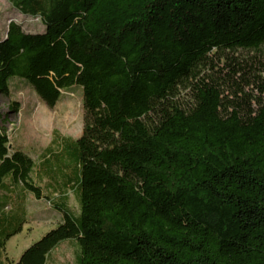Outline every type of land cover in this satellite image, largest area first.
Instances as JSON below:
<instances>
[{
    "label": "trees",
    "instance_id": "trees-1",
    "mask_svg": "<svg viewBox=\"0 0 264 264\" xmlns=\"http://www.w3.org/2000/svg\"><path fill=\"white\" fill-rule=\"evenodd\" d=\"M8 1L44 29L9 23L0 97L81 89L82 129L35 165L0 120V263L32 197L61 220L8 264H264V0Z\"/></svg>",
    "mask_w": 264,
    "mask_h": 264
},
{
    "label": "rangeland",
    "instance_id": "rangeland-1",
    "mask_svg": "<svg viewBox=\"0 0 264 264\" xmlns=\"http://www.w3.org/2000/svg\"><path fill=\"white\" fill-rule=\"evenodd\" d=\"M10 22L19 24L27 33H41L44 29L39 18L25 16L8 0H0V40L5 37ZM10 101L20 103L17 114L9 111ZM81 102L82 91L76 89L72 93H64L56 106L49 109L29 84L20 78H12L10 96L0 97V120L6 117L4 125L10 140V149L27 153L36 165L42 159L41 153L48 146L52 150L55 149L53 140L56 142L58 139L55 138L54 131L65 139H77L82 129ZM48 152L46 151V154ZM69 206L77 213V204L71 195ZM53 212L45 201H36L29 197L27 207L29 221L23 226L20 234L6 243L0 264L16 262L25 249L54 228L58 218ZM13 214L19 215L20 211L14 210ZM36 215H42V220L32 218ZM78 251L76 244L64 242L51 252L48 264H77Z\"/></svg>",
    "mask_w": 264,
    "mask_h": 264
},
{
    "label": "crops",
    "instance_id": "crops-1",
    "mask_svg": "<svg viewBox=\"0 0 264 264\" xmlns=\"http://www.w3.org/2000/svg\"><path fill=\"white\" fill-rule=\"evenodd\" d=\"M28 199H29V198H28ZM34 200H35V199H34ZM53 211H54L53 213L56 214V216H57V218H58V223H59V221L61 220V217H60V215L57 213V211H55V210H53ZM48 214H49V213H48ZM32 218H34L35 220L40 218V220H42V215H36V216H33Z\"/></svg>",
    "mask_w": 264,
    "mask_h": 264
}]
</instances>
